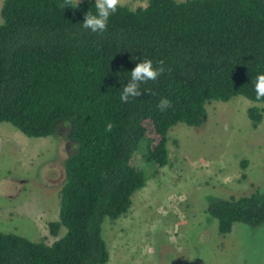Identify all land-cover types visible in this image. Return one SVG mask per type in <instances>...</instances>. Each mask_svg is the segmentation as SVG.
Listing matches in <instances>:
<instances>
[{"label":"trees","instance_id":"16d2710c","mask_svg":"<svg viewBox=\"0 0 264 264\" xmlns=\"http://www.w3.org/2000/svg\"><path fill=\"white\" fill-rule=\"evenodd\" d=\"M64 0H2L0 6V123L26 138L63 134L69 145L50 245L0 232V264H106L103 220L114 221L144 186L130 161L167 164L166 134L177 124L197 128L209 101L255 99L264 74V0H147L118 6L107 30L80 24L95 0L61 8ZM163 61L165 72L121 103L137 63ZM167 98L172 106L161 112ZM253 126L260 112L250 107ZM113 128L106 132L107 124ZM244 167V162L240 165ZM206 213L220 235L234 223H264V189L238 197L208 198Z\"/></svg>","mask_w":264,"mask_h":264},{"label":"rangeland","instance_id":"374dc122","mask_svg":"<svg viewBox=\"0 0 264 264\" xmlns=\"http://www.w3.org/2000/svg\"><path fill=\"white\" fill-rule=\"evenodd\" d=\"M146 1L122 0L120 6L134 9ZM250 107L261 114L255 126L246 117ZM204 109L199 127L169 129L163 168L143 164L142 145L133 153L130 164L142 170L145 183L123 216L102 222L106 264H264V223H234L220 235L206 213L208 198L263 191L264 103L234 97L209 101ZM68 149L63 134L26 138L0 123V232L46 245L63 234L60 228L51 236L47 224L57 220Z\"/></svg>","mask_w":264,"mask_h":264},{"label":"clouds","instance_id":"9594fccd","mask_svg":"<svg viewBox=\"0 0 264 264\" xmlns=\"http://www.w3.org/2000/svg\"><path fill=\"white\" fill-rule=\"evenodd\" d=\"M73 0H64L61 8L66 6L72 7ZM78 0H75V6ZM122 0H95L96 14L88 12L84 18L83 23L80 24L83 29L90 30L93 34H103L107 30L109 17L117 11L118 6L121 5ZM73 8V7H72ZM163 61H159L158 67H153L151 60H144L136 64L130 72V80L123 87L120 95L121 103H128L130 99L141 96V86L148 84L150 81L155 82L165 72ZM255 99L256 101L264 100V74H259L255 81ZM172 106V103L167 98L161 99L157 108L164 112ZM113 128L111 123L107 124L105 131L110 132Z\"/></svg>","mask_w":264,"mask_h":264}]
</instances>
